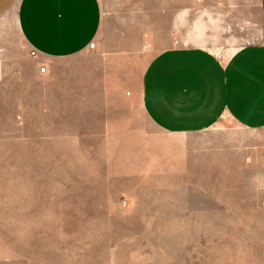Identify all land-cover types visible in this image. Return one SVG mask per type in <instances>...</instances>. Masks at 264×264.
I'll use <instances>...</instances> for the list:
<instances>
[{"label":"rangeland","instance_id":"obj_1","mask_svg":"<svg viewBox=\"0 0 264 264\" xmlns=\"http://www.w3.org/2000/svg\"><path fill=\"white\" fill-rule=\"evenodd\" d=\"M100 1L107 18L145 16L156 31L132 53L137 70L169 40L221 57L264 43L260 0ZM11 52L19 63L0 67V264H264V129L224 117L220 129L167 135L137 94L124 119L77 112L79 92L59 106L76 112H52L48 92H23L37 76L27 49Z\"/></svg>","mask_w":264,"mask_h":264},{"label":"crops","instance_id":"obj_2","mask_svg":"<svg viewBox=\"0 0 264 264\" xmlns=\"http://www.w3.org/2000/svg\"><path fill=\"white\" fill-rule=\"evenodd\" d=\"M260 12L264 20V0ZM126 21L124 26L120 17L107 18L100 0H0L1 64H18L11 50L20 46L28 56L35 51L29 60L37 64V76L28 74L36 86L25 84L23 92H48L52 112L75 111L59 106L76 105L66 92H79L77 112L124 119L137 94L149 121L167 135L220 129L215 126L224 117L236 128L264 129V43H247L221 57L169 40L137 70L132 53L156 31L145 16Z\"/></svg>","mask_w":264,"mask_h":264},{"label":"built area","instance_id":"obj_3","mask_svg":"<svg viewBox=\"0 0 264 264\" xmlns=\"http://www.w3.org/2000/svg\"><path fill=\"white\" fill-rule=\"evenodd\" d=\"M89 46H90V48H93L94 47V42H91L90 44H89ZM29 55L30 56H35V51H33V50H31L30 52H29ZM1 60H0V67H1ZM39 72L41 73V74H44L45 72H46V68H45V66L44 65H41V66H39Z\"/></svg>","mask_w":264,"mask_h":264}]
</instances>
